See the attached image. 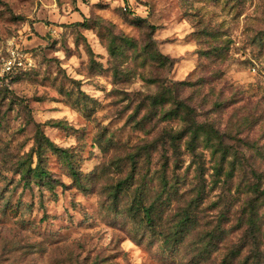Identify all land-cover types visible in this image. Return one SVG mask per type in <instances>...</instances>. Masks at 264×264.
I'll return each instance as SVG.
<instances>
[{"label": "rangeland", "instance_id": "rangeland-1", "mask_svg": "<svg viewBox=\"0 0 264 264\" xmlns=\"http://www.w3.org/2000/svg\"><path fill=\"white\" fill-rule=\"evenodd\" d=\"M123 36L135 47L114 58ZM150 36L170 65L142 60ZM9 47L31 64L3 72ZM173 81L197 120L264 150V0H0V264L250 263L242 200L211 184L196 199L189 156L174 167L167 133L180 124L147 97ZM38 163L47 175L25 181ZM139 196L155 205L150 222Z\"/></svg>", "mask_w": 264, "mask_h": 264}, {"label": "trees", "instance_id": "trees-1", "mask_svg": "<svg viewBox=\"0 0 264 264\" xmlns=\"http://www.w3.org/2000/svg\"><path fill=\"white\" fill-rule=\"evenodd\" d=\"M153 27L151 26V29ZM120 39L122 40L121 44L112 41V44L108 46V52L114 58L123 55L125 45L135 47L132 38L123 36ZM148 39L149 42H146L138 52L142 60L155 62L159 66L170 65L171 60L156 48L152 36ZM142 79L153 82L158 80L153 77ZM171 83V85L160 83L158 91L147 97L156 114L163 118L176 120L180 124L177 129L167 133L174 167L182 166L183 158L189 156L185 170L192 169L194 177L201 179L194 185L196 199L203 197L204 193L206 194V188L211 184L209 186L211 189L220 185V199L228 198V203L233 201V197L242 200L236 220L237 225L246 224L243 242L247 243L250 238L252 239L249 264H264V247H260L262 245H259L258 236L261 231V224L264 223V171H259L253 161L254 157L264 161V150L245 135L233 137L227 129L218 128L213 121L197 120L195 107L190 104L188 98L178 94L179 89L182 88L180 86L185 85L186 82L173 81ZM167 105L169 107H166ZM137 111L138 109H135L130 114L131 119L136 116ZM41 140L49 149L59 152L64 157L68 155L67 149L57 146L48 136L41 135ZM41 140L38 139V144H41ZM204 151L209 153L210 159H214L212 166L206 167L202 155ZM168 159L170 160V158ZM167 166H169V162L166 159L164 168ZM210 169L212 170L209 174L211 178L207 181L205 175ZM45 175L47 173L39 163L34 167L28 165L22 172L24 180L28 182ZM127 177L118 181L119 188L128 187L132 176ZM161 181L162 191L168 186L164 174ZM170 187L173 186L170 185ZM232 187L234 188L233 191ZM135 205L141 207L143 215L149 222L153 220L152 214L155 208L153 201L145 205L142 197L139 196ZM225 212H221V217L225 215ZM191 218H194L193 209L191 207L183 209V219L192 220ZM260 239L261 243H264V236ZM246 261L245 259L244 262ZM244 262L243 264H245Z\"/></svg>", "mask_w": 264, "mask_h": 264}, {"label": "built area", "instance_id": "built-area-1", "mask_svg": "<svg viewBox=\"0 0 264 264\" xmlns=\"http://www.w3.org/2000/svg\"><path fill=\"white\" fill-rule=\"evenodd\" d=\"M9 54L3 57L2 71L11 74L17 69L25 68L31 64V55L13 47L7 49Z\"/></svg>", "mask_w": 264, "mask_h": 264}]
</instances>
